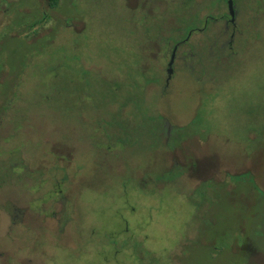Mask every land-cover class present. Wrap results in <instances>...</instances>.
Wrapping results in <instances>:
<instances>
[{
  "label": "rangeland",
  "instance_id": "obj_1",
  "mask_svg": "<svg viewBox=\"0 0 264 264\" xmlns=\"http://www.w3.org/2000/svg\"><path fill=\"white\" fill-rule=\"evenodd\" d=\"M232 8L220 56L226 0H0V264H264V0Z\"/></svg>",
  "mask_w": 264,
  "mask_h": 264
},
{
  "label": "flooded vegetation",
  "instance_id": "obj_2",
  "mask_svg": "<svg viewBox=\"0 0 264 264\" xmlns=\"http://www.w3.org/2000/svg\"><path fill=\"white\" fill-rule=\"evenodd\" d=\"M181 1V0H180ZM227 1L226 0V10H227V15L225 16V19H224V29H227L228 27H230L231 29V33L229 34L228 33V36H227V39L226 40H221V38L225 37V35L223 33H218L217 36H213L214 37V40L213 42L215 41L216 45H217V49L213 50V54H220V56L223 54L224 50L225 49H228L230 50L231 49V44H232V39H233V29H234V12H233V8H232V0H231V10H232V17L229 16V12H228V9H227ZM179 3V2H178ZM177 3V4H178ZM181 6V4L179 5ZM49 7V5H48ZM50 8V7H49ZM43 10V9H42ZM204 20V24L203 25H200V26H193L191 28H187L185 31V35L183 37H181L180 39H177L176 41H174L173 43H163L162 44V47L164 48V52H163V56L164 58L168 57L166 63H165V66H164V70H165V75H164V80H163V83H162V89L165 90L168 86V82L169 80L171 79L172 75H173V62H174V56L175 54L177 53V50L181 47L182 48V45H184L185 43H188L189 39L192 37V33H199L200 35H206V33L208 32V30L210 29V24H212L211 22L213 23H216V18L212 17V15L210 16H204L203 17ZM202 19V20H203ZM40 21L41 20H44L43 19H39ZM39 21V23H40ZM208 21H209V25H208ZM37 23V24H39ZM166 49V51H165ZM204 52L200 51V54H204L205 53V49H203ZM196 55V59L198 60H201L202 61V58L203 56L199 55L200 57L198 58V55L197 53H195ZM227 56V55H226ZM170 57H172V62H171V65L170 67L168 68L167 67V64L169 62V59ZM205 57V56H204ZM182 64V63H181ZM169 69V74L167 75V70ZM189 70H192V67L189 69ZM161 88V87H160ZM63 200V199H62ZM63 202L65 203V201L63 200ZM63 212V211H62Z\"/></svg>",
  "mask_w": 264,
  "mask_h": 264
},
{
  "label": "water",
  "instance_id": "obj_3",
  "mask_svg": "<svg viewBox=\"0 0 264 264\" xmlns=\"http://www.w3.org/2000/svg\"><path fill=\"white\" fill-rule=\"evenodd\" d=\"M227 9L229 12V16L232 17V10H231V0L227 1ZM172 62V57H170L167 67L169 68ZM169 74V69L167 70V75Z\"/></svg>",
  "mask_w": 264,
  "mask_h": 264
},
{
  "label": "trees",
  "instance_id": "obj_4",
  "mask_svg": "<svg viewBox=\"0 0 264 264\" xmlns=\"http://www.w3.org/2000/svg\"><path fill=\"white\" fill-rule=\"evenodd\" d=\"M58 0H48V5L50 8H53L57 4Z\"/></svg>",
  "mask_w": 264,
  "mask_h": 264
}]
</instances>
